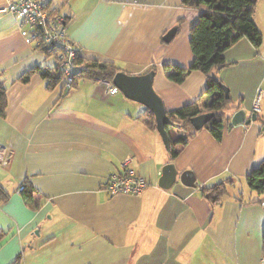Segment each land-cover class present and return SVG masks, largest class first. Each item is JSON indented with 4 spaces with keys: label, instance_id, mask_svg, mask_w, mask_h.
Returning a JSON list of instances; mask_svg holds the SVG:
<instances>
[{
    "label": "crops",
    "instance_id": "1",
    "mask_svg": "<svg viewBox=\"0 0 264 264\" xmlns=\"http://www.w3.org/2000/svg\"><path fill=\"white\" fill-rule=\"evenodd\" d=\"M50 1L67 17L68 35L86 61H110L129 75L154 71L153 88L167 111L194 102L205 89L202 71L175 83L163 70L165 64L192 65L191 28L204 6L182 0ZM5 5L0 0V8ZM254 20L261 47L242 38L225 52L227 65L211 75L231 96L221 113L231 117L243 108L247 117L257 113V120H229L221 140L204 126L171 159L158 129L140 119L147 107L118 88L109 90L102 79L82 80L69 92L64 82L48 88L40 73L21 81L57 60L50 64L25 40L19 20L0 12V83L7 97L0 143L10 153L0 164V186L9 193L0 202V264H261L264 196L251 191L246 197L244 184L264 161V0ZM176 26L166 43L164 36ZM259 91L261 107L254 111ZM126 159L149 185L138 195H111L108 177L121 173ZM169 163L179 174L192 170L196 186L178 176L161 187ZM228 182L233 184L220 202L204 194ZM23 183L33 188L30 200L19 190ZM237 186L241 191L231 192Z\"/></svg>",
    "mask_w": 264,
    "mask_h": 264
},
{
    "label": "trees",
    "instance_id": "2",
    "mask_svg": "<svg viewBox=\"0 0 264 264\" xmlns=\"http://www.w3.org/2000/svg\"><path fill=\"white\" fill-rule=\"evenodd\" d=\"M259 0H182L185 6H204L202 11L191 28L190 45L194 54V60L189 68L175 64L163 66L166 77L175 83H182L187 75L199 70L206 74V86L198 98L176 110L167 111L172 124L166 126L170 137L169 154L175 159L181 153L183 147L187 146L189 139L197 131L191 119L205 112H214L215 116L206 124V128L216 140H221L229 124L230 117L221 113L231 103V96L227 97L225 84L218 78L211 75L215 68H223L227 65L225 52L242 38H248L251 43L260 48L263 44V34L258 29L254 13ZM67 18V17H66ZM68 20V19H67ZM37 50L45 52L47 57H55L56 52L49 53L46 47H39ZM81 68L75 73L71 87L67 92L76 88L82 80L104 79L113 82L115 75L121 70L110 61L92 60L86 61L81 55L77 59ZM40 73L48 81V88L52 89L59 83L64 82L65 75L57 64L54 67H36L28 71L21 81L29 82L31 76ZM7 97L6 89L0 83V115H6ZM140 119L151 129L156 130L155 114L149 108L142 113ZM187 133H186V132ZM25 184L22 191L24 198L30 200L33 196V188ZM232 182L218 183L204 189V194L214 203L220 202L228 193ZM247 186L264 196V161L246 177ZM9 193L0 186V202L6 200ZM5 233L0 230V242L4 239ZM264 250V231H263ZM13 264H20L18 259Z\"/></svg>",
    "mask_w": 264,
    "mask_h": 264
},
{
    "label": "built area",
    "instance_id": "3",
    "mask_svg": "<svg viewBox=\"0 0 264 264\" xmlns=\"http://www.w3.org/2000/svg\"><path fill=\"white\" fill-rule=\"evenodd\" d=\"M1 13H11L20 22L21 33L35 49L46 47L49 53L56 52L57 62L64 72V88L71 87L75 73L81 68L77 63L80 46L72 41L67 32V18L53 8L50 0H6L0 8ZM111 91H117L113 82L104 80ZM262 91H259L254 104V111H259ZM10 153L6 145L0 143V164H6ZM131 159L122 163L123 171L110 174L106 189L111 195L123 193L138 195L149 185L148 180L130 167ZM25 185L19 190L23 191ZM264 264V256L261 260Z\"/></svg>",
    "mask_w": 264,
    "mask_h": 264
},
{
    "label": "water",
    "instance_id": "4",
    "mask_svg": "<svg viewBox=\"0 0 264 264\" xmlns=\"http://www.w3.org/2000/svg\"><path fill=\"white\" fill-rule=\"evenodd\" d=\"M178 32V27H173L163 38L166 43L171 42ZM154 71L143 75H129L125 72H118L114 79L113 84L129 99L138 101L144 104L147 108L153 111L156 118L157 129L166 144L167 149H170V137L166 130V126L172 124V121L167 115L163 99L156 93L153 88ZM227 97H229V89L225 86ZM215 116L214 112H205L199 114L191 119L193 127L200 130ZM232 125L249 124L257 120V113H253L251 117H247V112L243 108L234 111L230 117ZM182 183L188 186H196V176L192 170H185L178 173L173 163L167 164L162 171L159 185L161 187L171 186L178 178Z\"/></svg>",
    "mask_w": 264,
    "mask_h": 264
},
{
    "label": "rangeland",
    "instance_id": "5",
    "mask_svg": "<svg viewBox=\"0 0 264 264\" xmlns=\"http://www.w3.org/2000/svg\"><path fill=\"white\" fill-rule=\"evenodd\" d=\"M186 26H184L185 28ZM56 61L55 57H50L49 59V63L50 64H54V62ZM226 86V85H225ZM260 105H261V102H260ZM261 107V106H260ZM236 187V186H235ZM244 189H245V193H246V197H249V193L253 190H250V188H248L246 186V184H244ZM234 190V191H233ZM241 190H240V187L237 186V188H231V192H235L236 194L239 193ZM254 194L256 193L255 191L253 192Z\"/></svg>",
    "mask_w": 264,
    "mask_h": 264
}]
</instances>
